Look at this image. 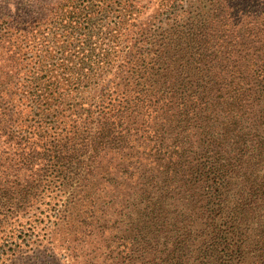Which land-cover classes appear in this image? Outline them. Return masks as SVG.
<instances>
[{
    "label": "trees",
    "instance_id": "16d2710c",
    "mask_svg": "<svg viewBox=\"0 0 264 264\" xmlns=\"http://www.w3.org/2000/svg\"><path fill=\"white\" fill-rule=\"evenodd\" d=\"M11 1L7 236H74L82 264H264V6Z\"/></svg>",
    "mask_w": 264,
    "mask_h": 264
},
{
    "label": "rangeland",
    "instance_id": "374dc122",
    "mask_svg": "<svg viewBox=\"0 0 264 264\" xmlns=\"http://www.w3.org/2000/svg\"><path fill=\"white\" fill-rule=\"evenodd\" d=\"M253 1L264 6V0ZM11 3V0H0V6L8 12L14 6ZM9 229L10 225L3 222L0 224V264H82L85 260L83 257L77 259L73 256L75 252L73 253L72 246L76 244L72 240L74 236H64L73 242L68 244L63 236H7ZM98 242L104 250V242L99 239ZM68 245H71L70 249H67ZM83 246V255L88 248H93L89 244Z\"/></svg>",
    "mask_w": 264,
    "mask_h": 264
}]
</instances>
